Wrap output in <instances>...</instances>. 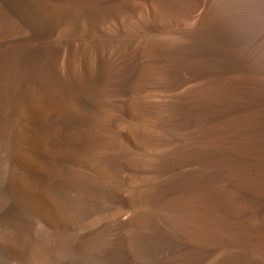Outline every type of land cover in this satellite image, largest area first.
I'll return each instance as SVG.
<instances>
[{
  "label": "bare ground",
  "instance_id": "obj_1",
  "mask_svg": "<svg viewBox=\"0 0 264 264\" xmlns=\"http://www.w3.org/2000/svg\"><path fill=\"white\" fill-rule=\"evenodd\" d=\"M0 264H264V0H0Z\"/></svg>",
  "mask_w": 264,
  "mask_h": 264
},
{
  "label": "rangeland",
  "instance_id": "obj_2",
  "mask_svg": "<svg viewBox=\"0 0 264 264\" xmlns=\"http://www.w3.org/2000/svg\"><path fill=\"white\" fill-rule=\"evenodd\" d=\"M238 77H240V76H238ZM238 77H236V79H237L238 81H242L243 78H244V77H243V78L241 77V78H242V80H241V78H238Z\"/></svg>",
  "mask_w": 264,
  "mask_h": 264
}]
</instances>
